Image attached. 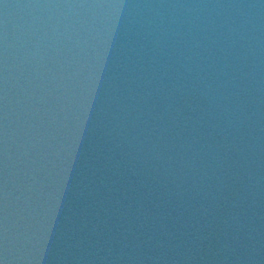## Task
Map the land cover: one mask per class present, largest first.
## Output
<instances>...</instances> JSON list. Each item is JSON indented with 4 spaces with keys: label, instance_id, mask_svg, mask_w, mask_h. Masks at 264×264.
I'll list each match as a JSON object with an SVG mask.
<instances>
[{
    "label": "water",
    "instance_id": "95a60500",
    "mask_svg": "<svg viewBox=\"0 0 264 264\" xmlns=\"http://www.w3.org/2000/svg\"><path fill=\"white\" fill-rule=\"evenodd\" d=\"M0 264H264V0H0Z\"/></svg>",
    "mask_w": 264,
    "mask_h": 264
}]
</instances>
